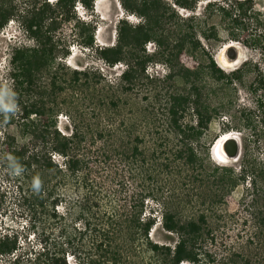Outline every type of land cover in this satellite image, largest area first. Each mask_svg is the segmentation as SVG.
<instances>
[{"label":"trees","instance_id":"trees-1","mask_svg":"<svg viewBox=\"0 0 264 264\" xmlns=\"http://www.w3.org/2000/svg\"><path fill=\"white\" fill-rule=\"evenodd\" d=\"M250 1L232 0L229 9L211 0L206 5L203 22H199V15L182 17L175 7L163 6L161 0H124L132 12L142 17V22L133 26L123 19L118 44L99 48L95 47L94 30L75 14L78 2L86 8H93L95 0H27L25 13L17 19L35 44L13 48L9 73L11 86L6 89L0 85V110L10 112L11 102L19 104L23 112L19 120L13 118L9 122L7 161L19 182H27L31 190L25 198L27 225L39 246L30 244L32 256L26 264H68L69 253L77 264L251 263L250 255L237 251L229 258L219 257V246L204 212L198 215V219L182 221L175 212L163 206V228L176 234L178 239L175 244L154 240L151 231L157 222V210L154 207L147 209V200L154 199L160 189L168 188L173 192L179 186L188 187L198 174H203L208 155L201 150L204 143H208L214 122L229 117L222 127L223 135L233 130L241 131L251 121L245 111L238 110L242 114L234 111L232 90L234 78L242 79L240 69L212 86L203 82L201 74L191 78L182 69L176 73L171 58L159 50L162 47L171 50L174 41L184 43L188 51L201 46L197 25L203 28V37L208 43L216 51L221 49L226 37L214 25L207 28L206 23L213 19L211 13L219 9L240 24ZM12 3L13 0H0L1 27L17 17V6ZM175 3L194 9L198 0H176ZM75 19L79 30L74 42L95 48L110 64L127 63L120 77L125 91L152 83L159 85L160 81L169 84L167 91L172 88L165 103L168 117L166 138L173 140L167 146L156 145L150 152L147 146H143L147 138L145 132L137 134L130 146L121 144L122 147L106 148L97 144L103 138L102 133L82 128L73 114L70 117L73 123L71 132L63 133L59 128L57 116L60 109L47 103L45 94H57L69 82L68 79L62 82L59 79L64 66L59 60L62 49H59L61 43L55 32L62 21ZM230 38L237 40V33H231ZM150 41H155L159 49L153 55L146 49ZM154 60L164 61L170 67L165 79L147 74L149 62ZM212 62L215 65L214 60ZM44 72L51 75V82L41 88L39 81ZM82 75L88 76V72L74 69L70 86L72 82L81 81ZM112 103L117 105L116 101ZM44 116H47L48 124L43 123ZM242 120H245L244 125ZM220 136L217 135L216 139ZM157 146H164V149ZM55 154L63 158L62 162L55 160ZM245 156L239 173L234 167L221 164L215 165L213 174L206 172L208 178H217L220 187L217 204H223L226 196L237 190L240 181L251 175L256 198L264 200V167H259L255 159H249L248 153ZM55 168L62 178L56 175L53 186L31 188L32 182H44L43 175ZM164 173L173 178L163 186L154 185ZM63 200H67V204L65 212L61 213L58 206ZM158 204L162 206V203ZM213 204L217 205L214 201ZM66 218L70 219V224ZM55 226L59 227L57 234ZM207 236H210V243ZM18 237L16 234H0L2 260L7 257L20 260L23 256L18 254L23 248Z\"/></svg>","mask_w":264,"mask_h":264},{"label":"rangeland","instance_id":"rangeland-1","mask_svg":"<svg viewBox=\"0 0 264 264\" xmlns=\"http://www.w3.org/2000/svg\"><path fill=\"white\" fill-rule=\"evenodd\" d=\"M48 1L56 2V0ZM128 1L133 2V0ZM161 1L163 6L175 7L180 16L196 14L199 15V22H203L206 5L211 0H198L194 9L180 7L175 3L176 0ZM212 1H218L230 9L232 0ZM12 4L17 6V17L5 26H0V85L6 89L11 86L9 73L12 67L10 61L13 48L21 44L29 46L35 44L27 37L25 31L20 29L21 22L17 19L25 13L27 0H13ZM76 7H78L75 12L77 17L86 21L89 28L94 30L95 47L99 46V48L118 44L119 26L123 19L133 26L142 22V17L137 12H132L125 5L124 0H95L93 8H86L78 2ZM245 8H247L246 13L243 14L240 24L219 9L211 13L213 19L206 23L207 28L214 25L221 35L226 37L223 47L217 51L203 37V28L199 25H197V35L201 46L191 51H188L186 45L180 41H174L171 50L164 47L159 50L155 41H150L146 46L147 52L151 55L158 50L165 52L164 55L170 57L174 63L176 73L182 69L191 78L201 74L203 82L212 86L222 82L229 73L240 69L242 79L234 78L232 90V98L235 101L234 111L238 114L245 111V115L251 119L249 125H245L241 131L233 130L238 132L242 139V154L239 160L221 163L214 155V146L218 140L216 137L222 134V127L229 120V117L224 116L222 120L218 119L213 123V132L209 136L208 143H204L202 147L201 151L208 155L207 164L202 169L203 174H198L194 181L189 182L188 187L179 186L173 192L168 188L160 189L154 199L147 200V209L154 207L157 210V222L151 231V237L156 241L175 244L178 239L176 234L163 228V206L175 212L177 218L182 221L198 219V215L204 212L208 215V227H211L215 234L219 257L229 258V255L237 251L250 255L252 260L250 264H264V200L256 198L252 185L253 176H248L245 181L241 180L237 190L227 195L225 202L220 205L216 203V195L220 194L217 178L214 176L208 178V173H214L216 164L232 166L239 173L246 153L249 154V159L258 161L259 167H264V0H251ZM59 19L61 20V17ZM77 22V19L62 21L55 32L56 38H59L61 43L59 49H62L59 60L64 66L59 79L61 82L63 79H68L69 82L63 91L52 95L45 94V98L51 106L60 109L57 116L59 128L63 133L69 134L71 124L73 125L70 117L73 114L82 128L102 133L103 138L98 140L97 144L106 148L122 147L121 144L130 146L137 134L145 132L147 138L143 146H147L150 152L156 145L167 146V143H171L172 138L170 140L166 138L168 117L165 103L172 89L167 91L169 84L155 81L159 85L152 83L149 86L141 85L135 90L125 91L120 77L127 68V63L123 61L110 64L95 48L74 42L79 30L76 26ZM233 32L237 33V40L230 38ZM227 45H235L241 53L237 62L227 63L232 66L225 65L222 59L224 54L222 55L221 51ZM231 52L235 53V50ZM74 69L87 71L88 76L82 75L81 81L72 82L70 86ZM146 72L151 77L165 79L170 67L164 61L154 60L149 62ZM50 82L51 75L44 72L39 81L41 88L49 86ZM112 101H116L117 105L115 106ZM9 104V114L0 110V234L18 235L19 242L23 246L18 254L22 253L23 256L20 260H15L16 257L2 260L0 256V264H26L32 256L29 253L30 244L39 246V243L34 233L28 230L27 225L29 219L25 198L31 193L30 185L27 182H19L14 174L15 170L7 161V154L10 151L7 144L9 122H12L13 118L19 120L23 114L19 104H11V102ZM42 120L44 124H48L47 116ZM244 123L245 120H242L241 124ZM207 145H210V148H207ZM157 147L164 149V146ZM53 157L57 161L63 160L60 155L55 154ZM57 172L55 168L54 171H49V174H44L45 183L40 181L39 186H53L56 175L62 178V174L59 175ZM183 177L186 178V173H183ZM172 178L164 173L160 181L155 182L154 185L163 186L164 182ZM31 185V188L35 187V182ZM46 191L44 190L45 194ZM213 201L217 205H214ZM158 203H162V206ZM66 204L67 200H63L58 206V211L65 212ZM54 221L52 219V224ZM67 222L70 224V219ZM55 227L57 234L59 227ZM207 240L210 243V236ZM67 260L68 264H77L70 253L67 254Z\"/></svg>","mask_w":264,"mask_h":264},{"label":"water","instance_id":"water-1","mask_svg":"<svg viewBox=\"0 0 264 264\" xmlns=\"http://www.w3.org/2000/svg\"><path fill=\"white\" fill-rule=\"evenodd\" d=\"M235 50V53L231 51ZM225 55L229 63L237 62L240 59V49L235 45H231ZM217 149L220 153L230 162L239 160L242 154V139L239 134H231L229 136L220 138V143L217 145Z\"/></svg>","mask_w":264,"mask_h":264},{"label":"bare ground","instance_id":"bare-ground-1","mask_svg":"<svg viewBox=\"0 0 264 264\" xmlns=\"http://www.w3.org/2000/svg\"><path fill=\"white\" fill-rule=\"evenodd\" d=\"M229 46H231V45H227V46H225V48L221 51V54L223 55L224 54V56H222V59H224L223 61L225 62L224 64L225 65H227V66H232V64H227V63H229V61H228V59H227V57H226V55H225V50L229 47ZM238 134V132H236V131H230V132H227L226 134H223L222 136H221V139H223L224 137H226V136H229V135H231V134ZM220 143V139H218L217 140V143L215 144V146H214V155H215V157L217 158V160L219 161V162H221V163H225V162H228V160L220 153V151L217 149V145ZM230 162V161H229Z\"/></svg>","mask_w":264,"mask_h":264},{"label":"clouds","instance_id":"clouds-1","mask_svg":"<svg viewBox=\"0 0 264 264\" xmlns=\"http://www.w3.org/2000/svg\"><path fill=\"white\" fill-rule=\"evenodd\" d=\"M56 1H57V0H56ZM76 8L78 9V7H76ZM20 29L22 30L23 28L21 27ZM10 63H11V61H10ZM216 143H217V142H216ZM35 187H36V188L39 187V181H36V182H35Z\"/></svg>","mask_w":264,"mask_h":264}]
</instances>
